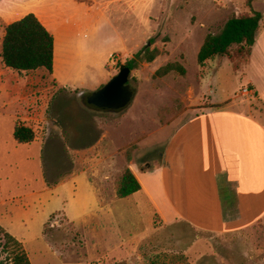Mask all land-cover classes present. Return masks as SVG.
<instances>
[{
  "label": "rangeland",
  "instance_id": "1",
  "mask_svg": "<svg viewBox=\"0 0 264 264\" xmlns=\"http://www.w3.org/2000/svg\"><path fill=\"white\" fill-rule=\"evenodd\" d=\"M254 9L264 13V0ZM248 12L247 0H0V56L8 23L29 14L55 40L53 74L19 73L0 58V227L32 264H264V219L208 234L165 227L136 197L114 200L129 164H161L189 112L236 103L264 123V104L228 61L198 63L206 37ZM146 46L158 56L132 71L138 95L130 109L96 113L83 103L81 93L103 87ZM168 64L186 75H160ZM18 123L34 131L32 143L14 139ZM96 175L105 180L96 181L101 201L89 181ZM5 243L0 233V251Z\"/></svg>",
  "mask_w": 264,
  "mask_h": 264
},
{
  "label": "crops",
  "instance_id": "2",
  "mask_svg": "<svg viewBox=\"0 0 264 264\" xmlns=\"http://www.w3.org/2000/svg\"><path fill=\"white\" fill-rule=\"evenodd\" d=\"M234 74L244 77V90L264 104V23L248 62ZM238 105L212 104L189 112L167 140L161 164L142 169L129 164L141 191L125 199L114 191V200L136 197L139 205L152 207V215L159 214L165 227L179 223L208 234L259 223L264 219V123L250 106L239 110ZM96 176L89 181L101 201L96 181L105 180ZM140 235L130 234L128 242Z\"/></svg>",
  "mask_w": 264,
  "mask_h": 264
},
{
  "label": "trees",
  "instance_id": "3",
  "mask_svg": "<svg viewBox=\"0 0 264 264\" xmlns=\"http://www.w3.org/2000/svg\"><path fill=\"white\" fill-rule=\"evenodd\" d=\"M258 0H247L250 12L244 15H232L228 18L220 33L209 34L199 51L198 63L204 66L208 61L216 58H227L235 73L239 72L248 62L257 37L264 23V13L254 9ZM154 39L150 40L153 44ZM55 40L53 34L43 22L34 14H29L21 19L8 23L2 43L1 61L5 68L19 73H29L40 69L49 74L54 71ZM158 56V51L144 47L129 60L126 65L132 71L139 68L141 63H153ZM171 72L186 75V69L181 65L168 64L159 71L166 76ZM220 107V106H218ZM32 129L23 124H16L14 139L20 144H30L35 140ZM142 187L131 169H125L120 178L116 195L125 199L141 191ZM6 243L3 251L8 257L1 259L0 264H32L23 244L15 237L0 227Z\"/></svg>",
  "mask_w": 264,
  "mask_h": 264
},
{
  "label": "water",
  "instance_id": "4",
  "mask_svg": "<svg viewBox=\"0 0 264 264\" xmlns=\"http://www.w3.org/2000/svg\"><path fill=\"white\" fill-rule=\"evenodd\" d=\"M131 73L132 70L123 64L119 73L103 87L93 92H83L79 96L96 113L120 115L131 108L138 95V89L131 83Z\"/></svg>",
  "mask_w": 264,
  "mask_h": 264
},
{
  "label": "built area",
  "instance_id": "5",
  "mask_svg": "<svg viewBox=\"0 0 264 264\" xmlns=\"http://www.w3.org/2000/svg\"><path fill=\"white\" fill-rule=\"evenodd\" d=\"M245 92L247 93L248 91H247V90H245Z\"/></svg>",
  "mask_w": 264,
  "mask_h": 264
}]
</instances>
